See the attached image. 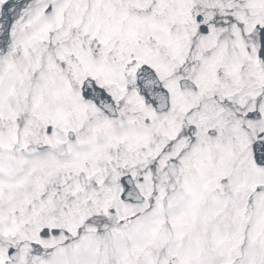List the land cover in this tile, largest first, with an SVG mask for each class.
<instances>
[{
    "label": "snow or ice",
    "instance_id": "1",
    "mask_svg": "<svg viewBox=\"0 0 264 264\" xmlns=\"http://www.w3.org/2000/svg\"><path fill=\"white\" fill-rule=\"evenodd\" d=\"M0 264H264V0H0Z\"/></svg>",
    "mask_w": 264,
    "mask_h": 264
}]
</instances>
